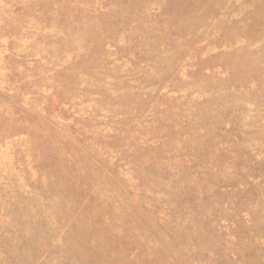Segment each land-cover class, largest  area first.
Instances as JSON below:
<instances>
[{
    "label": "rangeland",
    "instance_id": "rangeland-1",
    "mask_svg": "<svg viewBox=\"0 0 264 264\" xmlns=\"http://www.w3.org/2000/svg\"><path fill=\"white\" fill-rule=\"evenodd\" d=\"M0 264H264V0H0Z\"/></svg>",
    "mask_w": 264,
    "mask_h": 264
}]
</instances>
